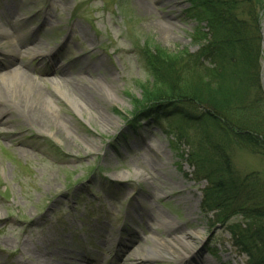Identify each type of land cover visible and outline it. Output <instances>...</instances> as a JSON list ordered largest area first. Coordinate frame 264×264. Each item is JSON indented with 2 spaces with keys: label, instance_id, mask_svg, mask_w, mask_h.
Returning <instances> with one entry per match:
<instances>
[{
  "label": "rangeland",
  "instance_id": "rangeland-1",
  "mask_svg": "<svg viewBox=\"0 0 264 264\" xmlns=\"http://www.w3.org/2000/svg\"><path fill=\"white\" fill-rule=\"evenodd\" d=\"M190 5L0 0V27L10 35L0 39V74L22 68L46 95L62 82L74 94L86 83L95 90L94 110L76 108L75 96L73 104L56 102L55 115L41 102L40 118L50 125L22 127L17 115L37 117L24 104L15 107L13 89L0 80L3 108L14 109L0 125V264H131L153 246L174 253L145 264H181L186 255L191 260L182 264H247L227 228L216 225L215 211L204 209L207 183L195 180L186 161L196 130L177 119L128 123L135 101L155 83L142 63L146 50L178 60L205 44L207 24L185 14ZM19 41L26 44L20 53ZM13 52L18 57L9 65ZM232 158L241 174L264 175L263 157L236 149Z\"/></svg>",
  "mask_w": 264,
  "mask_h": 264
},
{
  "label": "trees",
  "instance_id": "trees-1",
  "mask_svg": "<svg viewBox=\"0 0 264 264\" xmlns=\"http://www.w3.org/2000/svg\"><path fill=\"white\" fill-rule=\"evenodd\" d=\"M190 3L185 14L207 24L205 44L178 60L146 50L142 63L155 82L151 88L160 89L144 91L128 123L140 127L177 119L196 130L198 139L189 145L186 161L195 180L207 183L204 209L215 211L216 225L227 228L232 247L247 257V264H264V175L241 174L232 158L239 149L264 159V111L259 105L264 104V0ZM174 136L182 139L184 134Z\"/></svg>",
  "mask_w": 264,
  "mask_h": 264
},
{
  "label": "bare ground",
  "instance_id": "bare-ground-1",
  "mask_svg": "<svg viewBox=\"0 0 264 264\" xmlns=\"http://www.w3.org/2000/svg\"><path fill=\"white\" fill-rule=\"evenodd\" d=\"M14 14V11H7V15H12ZM8 24V23H7ZM14 26H11V29H13ZM15 28V27H14ZM12 35V34H11ZM9 33L5 32L3 30V27H0V39L4 38V37H9ZM26 46V44L24 42L19 41V44L17 45V52L20 53L19 51L24 49ZM5 54V53H4ZM16 53L13 52L9 55L6 54V57L11 58L12 61H10L9 65H12L14 62V60L16 61V57H18V55H15ZM33 53H30L29 55H31ZM61 67H59L58 65L55 66V70H60ZM0 80L3 81V83H5L7 86H11V88L13 89L12 91V96L11 97H15L17 98V100H15V107H17V105L19 106L20 104H24L25 108L28 109V111L34 115V117H37V121H33L29 118L28 115H26L25 113H21V115H17L16 118L21 119L20 126H33L35 128L38 127V125L36 123H38L40 125L41 124H48V126L50 125V123L48 121L47 118H40L42 116V111H41V102L45 103L48 108V110L52 113V114H57L58 110L55 107V103L58 102L59 100H67L68 102H70L71 104H73V102L70 100V96L74 97L75 96V105L76 108H78L79 110H94L95 108H93V102L92 100L95 99V90H94V86L90 85L89 83H86L85 87V91L83 90L81 93H77L74 94V92L72 91H67L64 88H62V83H54L53 87L50 89L49 88V95H46L45 93H39L36 85H35V81L33 79H31L25 70H23L22 68L20 69H13V70H9L6 71V73H1L0 74ZM40 80V79H39ZM1 98L0 97V125H6L9 122L10 116H12V110L14 109H4V105L3 103H1ZM19 100V102H18ZM45 121V122H44ZM36 122V123H34ZM187 241V238H181V239H177V242H179L180 244H185ZM160 248L158 246H153L152 248H146L144 250V252H142L141 254L138 255V258L135 259V261L131 264H145V262L147 260H160L165 254L166 256L169 255L170 253H174V252H167V253H162L161 251H159ZM123 256L126 255V252H123ZM184 255V254H183ZM189 255L184 256L182 258V262L181 264L189 259L188 258ZM191 259H189L190 261ZM71 260H69L68 258L64 261V263L62 264H71ZM88 264H98L95 260H88L87 261ZM76 264V263H75ZM185 264V263H184Z\"/></svg>",
  "mask_w": 264,
  "mask_h": 264
},
{
  "label": "water",
  "instance_id": "water-1",
  "mask_svg": "<svg viewBox=\"0 0 264 264\" xmlns=\"http://www.w3.org/2000/svg\"><path fill=\"white\" fill-rule=\"evenodd\" d=\"M262 33L264 34V30L262 31ZM263 46H264V38H263Z\"/></svg>",
  "mask_w": 264,
  "mask_h": 264
}]
</instances>
